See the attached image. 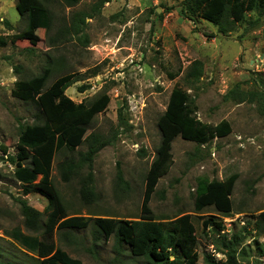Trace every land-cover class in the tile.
I'll return each mask as SVG.
<instances>
[{
  "label": "rangeland",
  "instance_id": "rangeland-1",
  "mask_svg": "<svg viewBox=\"0 0 264 264\" xmlns=\"http://www.w3.org/2000/svg\"><path fill=\"white\" fill-rule=\"evenodd\" d=\"M16 1L0 0V35L6 39L0 46L1 261L38 264L36 256L14 239L12 232L18 229L52 242L83 264H148L131 256L127 245L116 252L114 238L104 240L92 233L91 226L68 233L54 230L49 235L43 228L33 231L24 225L18 199L26 198L29 205L43 212L41 222L47 199L35 191L23 194L22 184L13 176L15 165L7 158L16 154L21 127L37 120L38 113L34 104L15 98L11 90L16 80L40 74L46 63L52 62L45 87L56 76L74 72L77 81L65 90L72 100L89 102L102 93L110 97L80 137L96 131L112 141L93 159V201L83 202L78 193V179L87 172L85 166L69 181L61 179L59 162L77 154L63 149L53 157L51 178L68 214L140 217L145 173L160 142L157 120L177 83L194 98L199 120L215 125L225 119L231 132L201 145L180 136L172 140L171 164L158 179L149 201L152 214L159 219L193 215L198 252L195 264H213L206 255L214 262L224 261L217 249L223 248L221 236L240 233L239 263L264 264V232L259 219L264 212V15L255 26L237 22L232 30L221 33L205 17L195 16L196 22L184 17L180 13L182 0H110L100 5V0H79L74 5L52 0L50 30H32L25 37L26 20L17 13ZM79 11L91 16L85 18L83 31L70 29L55 38L60 24L70 26L72 14ZM257 15L248 11L246 17ZM194 60L202 61L203 74L194 88H188L184 74ZM179 66L180 74L170 79L167 72ZM84 85L88 87L79 91ZM234 88L244 93L260 90L262 94L258 100L238 99L230 93ZM85 149V143L77 142V151ZM118 169L124 183L117 180ZM231 173L238 177L230 195V214L212 206L195 211L197 178L221 180ZM207 217L221 221L222 229H203L201 221Z\"/></svg>",
  "mask_w": 264,
  "mask_h": 264
},
{
  "label": "trees",
  "instance_id": "trees-1",
  "mask_svg": "<svg viewBox=\"0 0 264 264\" xmlns=\"http://www.w3.org/2000/svg\"><path fill=\"white\" fill-rule=\"evenodd\" d=\"M52 0H17L15 8L17 13L24 17L26 26L22 31L29 37L32 30L43 28L50 30L52 16L49 4ZM79 0H63L67 5H74ZM104 1L100 0V5ZM256 11L255 18H247V12ZM180 13L184 17L196 22L195 16L205 17L210 20L221 33H227L234 28L235 23L248 21L250 26L260 22L264 15V0H182ZM86 17L90 14L74 12L71 16L70 26L61 23L57 34L62 35L70 29L74 32L83 31ZM161 18V15L159 16ZM6 25L8 22L4 21ZM87 42L85 34H81ZM6 44V39L0 35V46ZM54 63L47 62L40 74L14 82L11 94L24 102L34 104L38 113L37 120L21 127L17 139V151L14 156L8 155V160L15 165L13 176L22 184L23 194L32 191L40 193L47 199L44 208L45 220L41 222L42 213L28 204L26 198H19L21 213L24 216V225L38 231L43 228L47 234L54 230H63L68 233L72 229H84L91 226L93 234L103 236L104 240L114 238L116 252L127 245L131 256L141 257L148 264H195L198 259L196 250V233L193 215L181 213L170 219L156 218L149 207V201L155 190L158 179L164 175L171 164V142L176 136L199 145L206 144L215 137H224L231 132L230 123L223 119L215 125L199 120L195 113L197 106L194 98L187 89L175 83L169 93L164 111L157 120L160 132V142L156 155L152 159L145 173V184L141 201V214L137 219H122L111 215L83 216L68 214L66 206L53 184L51 168L56 152L66 150L76 153L77 157L64 158L58 164L61 179L65 182L78 175L81 167H86L87 172L78 179V193L85 203L95 199L93 187L92 163L101 148L112 143L104 134L96 131L89 132L80 138L86 126L94 116L102 112L110 101L107 93L100 94L89 102H75L65 90L77 81L74 72H67L56 76L47 87L46 80L53 70ZM182 71L179 66L173 72H167L170 79L177 77ZM203 74V63L194 60L184 74L188 88ZM88 86H80L79 91ZM262 91L253 90L241 92L237 88L230 90L241 99L248 97L250 100L260 98ZM81 139V140H80ZM86 145L84 151H77V142ZM5 151V150H4ZM237 173H231L221 180L198 177L195 186L194 209L201 211L212 206L224 215L232 211L230 195L233 190ZM117 180L124 183L121 171L117 170ZM200 217V216H198ZM261 228L264 232V212L259 216ZM203 229L209 226L217 230L222 229L221 221L211 217L202 219ZM12 235L28 252L34 254L38 264H83L80 259L70 256L65 250L56 247L52 242H46L36 236L27 235L20 230H14ZM221 245L218 248L225 256L224 261H217L206 255V260L213 264H240L237 260V249L242 243V233L226 238L221 236ZM215 243V242H213ZM216 245V243H215ZM217 246V245H216ZM1 255V254H0ZM0 264H11L2 262Z\"/></svg>",
  "mask_w": 264,
  "mask_h": 264
}]
</instances>
